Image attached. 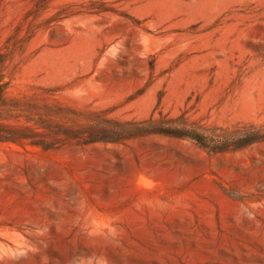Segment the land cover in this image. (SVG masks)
Segmentation results:
<instances>
[{"label":"rangeland","instance_id":"obj_1","mask_svg":"<svg viewBox=\"0 0 264 264\" xmlns=\"http://www.w3.org/2000/svg\"><path fill=\"white\" fill-rule=\"evenodd\" d=\"M0 59V264H264V140L143 128L264 126V0H0Z\"/></svg>","mask_w":264,"mask_h":264},{"label":"trees","instance_id":"obj_2","mask_svg":"<svg viewBox=\"0 0 264 264\" xmlns=\"http://www.w3.org/2000/svg\"><path fill=\"white\" fill-rule=\"evenodd\" d=\"M9 81L6 80L4 66L0 59V142H22L30 138L32 129L29 126L15 125L9 122L13 117L11 106L8 104ZM178 118H149L143 122V128L148 131L172 135L194 140L209 152H223L244 148L250 144L264 140V126L253 124L235 129L228 128H203L189 126L186 122H179ZM220 130V131H219ZM96 132L91 134V139H97Z\"/></svg>","mask_w":264,"mask_h":264}]
</instances>
